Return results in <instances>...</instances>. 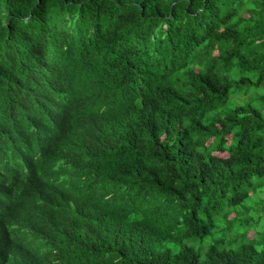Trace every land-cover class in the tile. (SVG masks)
<instances>
[{
	"label": "trees",
	"instance_id": "trees-1",
	"mask_svg": "<svg viewBox=\"0 0 264 264\" xmlns=\"http://www.w3.org/2000/svg\"><path fill=\"white\" fill-rule=\"evenodd\" d=\"M19 147L47 264H264V0H0Z\"/></svg>",
	"mask_w": 264,
	"mask_h": 264
},
{
	"label": "clouds",
	"instance_id": "clouds-1",
	"mask_svg": "<svg viewBox=\"0 0 264 264\" xmlns=\"http://www.w3.org/2000/svg\"><path fill=\"white\" fill-rule=\"evenodd\" d=\"M20 152L21 147L14 148L13 152L8 153L0 148V159L4 160L3 165L10 173L13 182L9 191H3L0 188V223L5 213L8 214L9 211L15 210L13 190L31 186L28 182L19 180L13 173V171H19ZM4 231V233L0 232V264H34L27 255L37 259L40 263L47 264L42 250L38 249L39 242L37 239L34 240V235L31 232L20 238L18 234L23 230L19 231L17 227L11 225L6 228V224Z\"/></svg>",
	"mask_w": 264,
	"mask_h": 264
},
{
	"label": "rangeland",
	"instance_id": "rangeland-1",
	"mask_svg": "<svg viewBox=\"0 0 264 264\" xmlns=\"http://www.w3.org/2000/svg\"><path fill=\"white\" fill-rule=\"evenodd\" d=\"M216 153L219 154V155H222V156H226V155H227L226 153H220V152H216ZM233 215H234V214H232L231 217H232ZM254 232H255V230H250V231H249V235H250V237L253 236ZM213 241H214V238H213V237H208V238H206V240H205L203 243L199 244L198 247L201 246V245H203V247H201V249L205 250V249L207 248V246H208L210 243H212Z\"/></svg>",
	"mask_w": 264,
	"mask_h": 264
}]
</instances>
